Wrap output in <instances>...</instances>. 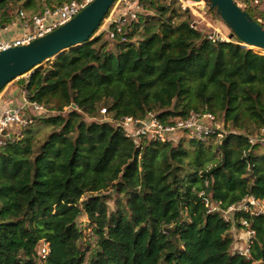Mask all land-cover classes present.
Masks as SVG:
<instances>
[{
    "label": "trees",
    "instance_id": "1",
    "mask_svg": "<svg viewBox=\"0 0 264 264\" xmlns=\"http://www.w3.org/2000/svg\"><path fill=\"white\" fill-rule=\"evenodd\" d=\"M67 1L0 0V28ZM177 2L141 0L149 13L114 38L101 31L18 82L51 113L0 150V264H264V214L223 215L264 199V143L250 136L264 128V54L191 27ZM100 106L111 120L87 122ZM205 111L228 125L220 138L137 139L116 125ZM233 223L254 231L248 256L232 251Z\"/></svg>",
    "mask_w": 264,
    "mask_h": 264
},
{
    "label": "built area",
    "instance_id": "2",
    "mask_svg": "<svg viewBox=\"0 0 264 264\" xmlns=\"http://www.w3.org/2000/svg\"><path fill=\"white\" fill-rule=\"evenodd\" d=\"M140 1L141 0H115L106 17L102 21L103 29H101V31H105L109 39L114 38L123 30L127 23L136 19L139 10L142 9ZM161 1L170 3L172 0ZM234 1L241 7L237 0ZM250 1L253 5H257L260 2V0ZM88 2L89 0H70L55 8L46 7L43 12L39 14H28L25 11H19L16 19L12 23H15V21L19 19L21 31L15 37L1 39L0 52L10 47L27 44L34 38L57 28L74 17ZM199 3L204 5L205 0H200ZM182 8L185 9V7ZM255 20L264 26V13L257 15ZM190 25L195 28L194 22L190 23ZM24 78L26 79L23 81L26 82L28 75ZM20 96L21 101L17 104L9 103L0 105V150L7 145L11 138L20 136V129L30 125L34 114L44 115L51 113L46 106L37 103L36 101H30L27 98V93L24 88L20 89ZM101 111L105 112L106 110L103 108ZM195 119L198 123L195 122ZM199 119H204L205 123L203 124L199 122ZM213 121H215V116L207 111L203 113H190L187 118L179 117L178 120L170 118L165 122L161 121L157 118L155 113L151 112L143 119L124 117L117 122V125L123 128L128 136L137 139L140 137H147L149 139L164 142L169 141L170 139L168 140L167 137L171 134H175L176 131L187 133L190 138H204L210 134H216L221 137L222 133L220 132L218 125L211 124ZM125 126L130 127L129 131L131 134L127 133L128 131ZM261 130L262 132H260L264 136V128H261ZM164 136L166 138H164ZM261 139L262 138H260V140ZM253 140L254 139L251 141ZM251 207H254V211L251 210ZM235 210L249 211L255 215L264 214V199L255 198L254 196L245 197L238 205L230 206L223 215ZM239 222L244 227L247 225V220L243 217L239 219ZM234 224L235 223L232 224V233L235 230ZM244 229L245 243L241 247L235 248L234 252L248 256L251 237L254 231L246 228ZM48 251V245L46 246L45 243H42L39 247V254L44 257Z\"/></svg>",
    "mask_w": 264,
    "mask_h": 264
},
{
    "label": "water",
    "instance_id": "3",
    "mask_svg": "<svg viewBox=\"0 0 264 264\" xmlns=\"http://www.w3.org/2000/svg\"><path fill=\"white\" fill-rule=\"evenodd\" d=\"M115 0H89L70 20L34 38L29 43L0 52V91L10 82L30 73L38 65L92 40ZM209 7L244 46L262 50L264 26L234 0H208ZM74 106V105H73Z\"/></svg>",
    "mask_w": 264,
    "mask_h": 264
},
{
    "label": "rangeland",
    "instance_id": "4",
    "mask_svg": "<svg viewBox=\"0 0 264 264\" xmlns=\"http://www.w3.org/2000/svg\"><path fill=\"white\" fill-rule=\"evenodd\" d=\"M86 1V0H83ZM200 0H178V2L176 3L179 4L181 6V9H183L182 7H185V10H188L190 13V17H191V23L194 22L195 24V28H199L202 29V31H205L206 33L209 34V37H218L224 40H228V35L230 33V30L225 26V24L222 22V20L218 17L217 14L212 13L209 9L208 6L205 2L204 5L199 3ZM237 2H239V4L241 5V7L243 8L244 3H242L240 0H237ZM264 5V0L262 2H259V5ZM138 13H144L147 14L149 13L148 11H145L142 9L139 10ZM103 22L101 23L99 29L96 31L95 35H97L98 33L101 32V29H103L102 27ZM104 26V25H103ZM253 49V48H252ZM55 58V57H54ZM54 58H51L49 60L44 61L42 64L38 65V67L41 66H46L48 65ZM26 75H29V72L22 75L21 77L15 79L14 81L8 83L0 92V104H17L21 101V96H20V84L18 83L19 81H23L24 77H26ZM19 85H18V84ZM98 112L95 115V117H89L88 115H84V119L88 122L91 120H96V121H109L111 120V116L110 113L108 114L106 111L102 112L101 110L103 109V106H100L98 108ZM179 117H175L172 119H176L178 120ZM195 122L196 119H195ZM199 122L201 123H205L204 119H199ZM198 123V122H197ZM212 125L217 124L218 128L220 130L221 133L224 134V132L226 133V129L228 128L227 124H223V122L217 118H215V121H213L211 123ZM117 125V124H116ZM118 126V125H117ZM28 127V126H27ZM127 129V133L131 134L129 131V126H125ZM150 127V126H147ZM26 127L21 128V133L22 131L25 129ZM135 128V127H132ZM262 130H258V132L256 130H254L252 132V128H251V132L252 135H250L252 138H257V137H261V141L263 142V138L264 136L262 135ZM21 135V134H20ZM19 137V136H18ZM188 134L187 133H182L180 131H176L175 134H171L167 137V139L169 141H172L174 143L180 141V140H187L188 138ZM164 138H166L164 136ZM217 138H220V136H217ZM166 139V140H167ZM110 195L109 198L107 199V204L111 209H114V197H115V193L112 190H108L107 192H103L101 195ZM214 204H210V207H214ZM251 210L254 211V207H251ZM225 218H231L233 219V212H228L225 213L224 215ZM88 221L86 219L85 216L80 217L78 219V225L79 227L82 229L84 235H85V239L89 240L91 242V244L93 245L94 243V236L92 233V228L89 226H87ZM234 231L236 232L235 234L232 233L233 237H234V243H233V248L232 251H234L235 248H239L242 245H244L245 240H243L242 238H239V236H243L242 232H245L244 228H239L236 224H234ZM46 246L48 245L47 243H45ZM39 253V251H38ZM47 255V254H46Z\"/></svg>",
    "mask_w": 264,
    "mask_h": 264
},
{
    "label": "crops",
    "instance_id": "5",
    "mask_svg": "<svg viewBox=\"0 0 264 264\" xmlns=\"http://www.w3.org/2000/svg\"><path fill=\"white\" fill-rule=\"evenodd\" d=\"M240 1L242 3H248L250 6H252L255 9L256 16L259 15V14L264 13V5L263 4L262 5L261 4L260 5L259 4L253 5L250 0H240ZM262 1L263 0H260V2H262ZM20 27H21L20 20L17 19V21H15V23H11L10 25H8L5 28H0V40L1 39H9L11 37L17 36L20 33V31H21ZM235 233L236 232L234 231L233 234H235ZM239 235H238V237L242 238L244 240V232H242V235H243L242 237L239 236Z\"/></svg>",
    "mask_w": 264,
    "mask_h": 264
},
{
    "label": "bare ground",
    "instance_id": "6",
    "mask_svg": "<svg viewBox=\"0 0 264 264\" xmlns=\"http://www.w3.org/2000/svg\"><path fill=\"white\" fill-rule=\"evenodd\" d=\"M255 48V47H254Z\"/></svg>",
    "mask_w": 264,
    "mask_h": 264
}]
</instances>
